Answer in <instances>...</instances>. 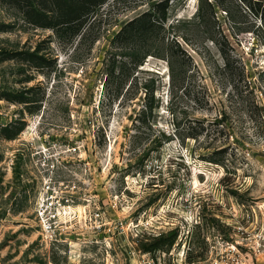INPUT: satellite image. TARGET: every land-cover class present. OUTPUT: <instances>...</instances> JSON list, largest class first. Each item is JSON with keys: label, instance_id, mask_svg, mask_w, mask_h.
<instances>
[{"label": "rangeland", "instance_id": "374dc122", "mask_svg": "<svg viewBox=\"0 0 264 264\" xmlns=\"http://www.w3.org/2000/svg\"><path fill=\"white\" fill-rule=\"evenodd\" d=\"M26 2L0 0V264L202 261L260 219L264 0H107L75 35Z\"/></svg>", "mask_w": 264, "mask_h": 264}, {"label": "built area", "instance_id": "2783aa9c", "mask_svg": "<svg viewBox=\"0 0 264 264\" xmlns=\"http://www.w3.org/2000/svg\"><path fill=\"white\" fill-rule=\"evenodd\" d=\"M52 206L54 203L50 204V207ZM258 209L261 215L259 220H254L255 222L250 226L240 221L234 227V236L229 233L217 241L216 250H212L210 257L206 260L189 261L187 256L189 249L183 245L181 250H178L180 241H176L170 251H164L157 257L153 256L151 252H147L139 255L138 259L128 262L113 250V243L107 241L105 253H102L101 249L98 251L101 253V257L98 256L97 251L73 250L70 245L68 251H62L59 262L51 258L48 264H264V204L258 205ZM39 216L44 222L46 214L43 210L39 211ZM197 223H201V221H197ZM94 242L98 244L101 241Z\"/></svg>", "mask_w": 264, "mask_h": 264}, {"label": "trees", "instance_id": "16d2710c", "mask_svg": "<svg viewBox=\"0 0 264 264\" xmlns=\"http://www.w3.org/2000/svg\"><path fill=\"white\" fill-rule=\"evenodd\" d=\"M27 7H30L32 13L38 16L39 21H34V19H30L29 22H32L41 27H51V28H65L69 30L73 35L79 33L81 30L85 20L92 13H94L98 7L104 4L107 0H52L57 3V10L60 11L59 15L43 13L42 11L44 7H40V10H36L33 8L35 2H39V4H46L47 0H26ZM15 2L21 3V0H15ZM46 6V5H45ZM48 8V7H46ZM59 8V9H58ZM50 12H54L53 9H49ZM50 15V16H49ZM49 20V21H47ZM142 20V17L139 18ZM6 31V28L3 26L0 27V32ZM3 98L7 100H15L18 102H27L24 96L19 97H8L3 95ZM8 127H5L4 130H7ZM22 130L20 128L17 131H11L9 133H4L7 137L12 138L19 134Z\"/></svg>", "mask_w": 264, "mask_h": 264}]
</instances>
